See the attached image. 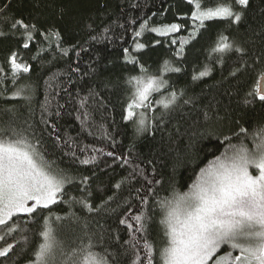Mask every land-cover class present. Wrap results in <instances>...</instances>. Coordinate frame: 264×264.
Here are the masks:
<instances>
[{
  "label": "trees",
  "instance_id": "trees-1",
  "mask_svg": "<svg viewBox=\"0 0 264 264\" xmlns=\"http://www.w3.org/2000/svg\"><path fill=\"white\" fill-rule=\"evenodd\" d=\"M199 2L208 9L230 0ZM0 9V127L24 130L52 170L69 179L55 204L17 214L12 231L0 225V249L13 245L0 264L34 261L48 217L57 240L91 238L110 264H148L146 244L153 264H162L167 237L158 202L174 188L187 191L224 152L225 137L238 144L241 127L251 133L264 125V102L245 103L264 70V0H249L239 23L206 20L195 35L188 0H0ZM18 20L35 26L32 39L12 27ZM172 24L180 32L153 31ZM221 36L246 55L213 51ZM13 54L29 67L15 78ZM143 74L163 75L166 86L127 119L129 81ZM141 114L145 131L137 133ZM136 215L146 220L143 228Z\"/></svg>",
  "mask_w": 264,
  "mask_h": 264
},
{
  "label": "snow or ice",
  "instance_id": "snow-or-ice-1",
  "mask_svg": "<svg viewBox=\"0 0 264 264\" xmlns=\"http://www.w3.org/2000/svg\"><path fill=\"white\" fill-rule=\"evenodd\" d=\"M188 3L194 4L196 9L190 17L193 21L192 35L205 27L206 20L227 19L239 23L243 9L249 6V0H230L227 6L204 11L199 0H188ZM234 7L239 10H234ZM17 26L24 29L29 40L32 39L29 29H34V25L18 20L12 24L13 28ZM181 27L180 24H172L167 31L178 32ZM0 35L5 33L0 32ZM135 35L139 36L140 33ZM228 39L221 36V42L213 51L234 50L240 53L241 58L246 55L242 46L234 47L227 42ZM172 43L176 41L172 40ZM24 47L27 48L28 44L25 43ZM136 47L143 48L144 45L137 44ZM10 62L14 78L19 70L29 71L28 66L16 62L15 54L10 57ZM239 70L231 75L235 76ZM0 71L3 69L0 68ZM207 74V71L199 73L200 76ZM133 81L135 90L128 98L127 119L136 115L133 109L144 108L150 92L158 88L157 78L154 77L146 81L133 77L129 83ZM20 94L17 91L12 98ZM247 96L252 99H246L245 103H252L254 99L264 102V70ZM136 123L137 133L145 131L142 114ZM240 134H244V138L238 144H233L231 137L224 138L227 142L224 152L200 169L187 191L174 188L170 197L158 202L157 207L162 214L160 223L165 225L164 234L167 237V244L159 253L162 264H208L223 245L230 249L224 253L230 264H264V125L251 133L241 127L237 136ZM248 137H251V147L244 142ZM81 163L88 164L90 161L83 160ZM65 182L63 170H52L51 164L45 162L43 153L29 143L24 130L12 126L0 127V225L8 226L12 231L8 222L15 223L13 217L17 214L35 215L39 209L55 204L63 194ZM120 187V183L115 185L117 189ZM84 207L91 210L87 203H84ZM43 219L45 229L38 233L43 242L39 244L35 260L30 264H110L107 255L94 250L96 245L91 238L77 237L72 243L57 240L49 226L51 218ZM133 219L141 223V228L146 223L140 215ZM3 239L0 236V240ZM12 249V244L0 249V257L8 256ZM145 249L148 264H153L152 246L146 244ZM237 250L238 254L233 255V251ZM214 264H220V257H216Z\"/></svg>",
  "mask_w": 264,
  "mask_h": 264
},
{
  "label": "rangeland",
  "instance_id": "rangeland-1",
  "mask_svg": "<svg viewBox=\"0 0 264 264\" xmlns=\"http://www.w3.org/2000/svg\"><path fill=\"white\" fill-rule=\"evenodd\" d=\"M222 6H226V5H218V6H213V7H211V8H208V9H212V10H215L216 8H218V7H222ZM208 9H201V10H204V11H206V10H208ZM170 26V25H169ZM169 26H163V27H160V28H158V29H156V32L157 33H159V34H161L162 32L164 33L163 35H166V34H173V33H176V32H169V31H167V28L169 27ZM181 30V29H180ZM180 30L178 31V32H180ZM137 48V47H136ZM138 49V48H137ZM139 49H141V48H139ZM17 62V61H16ZM18 63V62H17ZM18 64H20V63H18ZM22 65V64H21ZM22 70H19V72H21ZM149 77H154V78H157V83H158V88H154L151 92H150V94H149V98H150V96L152 95V94H154L155 92H157V91H159V90H161L162 88H164L165 86H166V81H165V79H164V76L163 75H161V76H146V75H141L139 78L141 79V80H147ZM134 81H133V86H132V88H133V92H134ZM137 109H139V108H136V109H133V111L136 113V111H137ZM64 179H65V184H64V187L68 184V182H69V179H67V178H65L64 177ZM63 187V188H64ZM59 198V197H58ZM58 198H57V200H58ZM30 204L32 203V202H29ZM50 205H52V204H50ZM49 205V206H50ZM230 249H229V247L227 246V245H223V246H221V248L219 249V251L217 252V254H216V256H214L213 257V259L212 260H210L209 262H208V264H214V261L216 260V257L218 256V257H220V264H230V261H229V258L226 256V255H224V253H226V252H228ZM220 253V254H219ZM236 254H238V250L237 251H233V255H236ZM26 264H30V262L29 263H26Z\"/></svg>",
  "mask_w": 264,
  "mask_h": 264
}]
</instances>
